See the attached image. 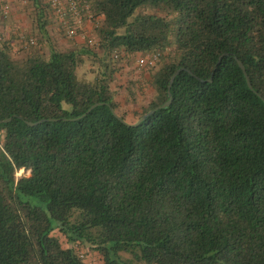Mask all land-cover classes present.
<instances>
[{"label": "trees", "instance_id": "1", "mask_svg": "<svg viewBox=\"0 0 264 264\" xmlns=\"http://www.w3.org/2000/svg\"><path fill=\"white\" fill-rule=\"evenodd\" d=\"M87 1L0 31V264H264V0Z\"/></svg>", "mask_w": 264, "mask_h": 264}, {"label": "built area", "instance_id": "2", "mask_svg": "<svg viewBox=\"0 0 264 264\" xmlns=\"http://www.w3.org/2000/svg\"><path fill=\"white\" fill-rule=\"evenodd\" d=\"M49 6L56 14L63 33L68 38L79 36L86 37V43L90 46L96 44V37L87 36L100 23L99 16L90 11V5L87 0H46ZM11 0H0V23L4 22L11 13ZM19 41L28 48L33 44V36L26 37L25 33H20ZM159 57V52L153 51L145 53L136 59L139 67L153 65Z\"/></svg>", "mask_w": 264, "mask_h": 264}, {"label": "rangeland", "instance_id": "3", "mask_svg": "<svg viewBox=\"0 0 264 264\" xmlns=\"http://www.w3.org/2000/svg\"><path fill=\"white\" fill-rule=\"evenodd\" d=\"M23 3L27 4V0H12L13 7L18 8L19 21L21 20V23H22V28L20 29V32H26V30L28 31L29 28H31L33 25H36V17H35L36 14L35 13L31 14V10L27 11V9L22 11L21 9H23V7H20V6H22ZM11 18H12V15L10 14L9 17L7 19H5L4 22L0 23V25L2 24V26H3V28H2L3 29V33L5 34L6 37H8L10 35L8 33H6V31H5V28H8V26L5 27V24L9 23V21H11ZM46 28H47L48 38H49V40L52 41L53 44H55V46H57L60 49H65L67 46H70L69 43H67L54 30L55 28H54L53 25L48 24V26ZM11 34H12V32H11ZM13 35H15V34H13ZM13 37L11 38V40H12L14 46H15L16 55L18 57H21V56L25 55V53L27 51V48H22V44L19 41V37H17V36H13ZM44 47H45V51H47V49H46L47 45L44 44ZM134 65H135V63H134ZM89 68H90V62H87L86 65L80 70V73L83 74V75L88 76L89 75L88 74L89 73V71H88ZM132 68H133V66L130 67V69H132ZM122 79H125V76H122ZM122 255L125 256V257L128 256V255H125V253L122 254Z\"/></svg>", "mask_w": 264, "mask_h": 264}, {"label": "water", "instance_id": "4", "mask_svg": "<svg viewBox=\"0 0 264 264\" xmlns=\"http://www.w3.org/2000/svg\"><path fill=\"white\" fill-rule=\"evenodd\" d=\"M221 58V57H220ZM220 60V59H219ZM237 64L239 65V67L242 69V71H243V74H244V76H245V79H246V82H247V84H248V86L250 87V88H252L253 89V87H252V84H251V82H250V80H249V77H248V73H247V71H246V68H245V66H244V64H243V62L240 60V59H238L237 60ZM181 69H183V67H179V68H177L173 73H172V75H171V77H170V83L172 82V80L174 79V77L176 76V74L181 70ZM170 86V85H169ZM257 94L260 96V94L257 92ZM261 97V96H260ZM262 98V97H261ZM171 99H172V95H171V93L169 92V97H168V99L166 100V102L165 103H163L162 105H160V106H158V107H155V108H153V109H151V110H149V111H147V112H145L133 125H138L139 123H141L147 116H149V115H151V113L154 111V110H156L157 108H163V107H166V105H168V104H170V102H171ZM263 101H264V99H263ZM100 103H103V102H101V101H97V102H94L92 105H90L82 114H81V116L80 117H83V116H85L95 105H97V104H100ZM118 117V116H117ZM118 118H120V117H118ZM11 120V118H9V119H6V120H4L5 122H8V121H10ZM43 120H45V119H39L38 121H29V123L30 124H36V123H38V122H40V121H43ZM1 122H3V121H0V123Z\"/></svg>", "mask_w": 264, "mask_h": 264}, {"label": "crops", "instance_id": "5", "mask_svg": "<svg viewBox=\"0 0 264 264\" xmlns=\"http://www.w3.org/2000/svg\"><path fill=\"white\" fill-rule=\"evenodd\" d=\"M11 7H12V18L9 23L5 24V27L8 26V28H5L6 33L10 34V31L15 34L14 30L22 28L21 20L19 21V14H18V8L13 7L12 0H11ZM20 8V7H19ZM3 26L0 25V31L3 32ZM77 41L80 40V38H76Z\"/></svg>", "mask_w": 264, "mask_h": 264}]
</instances>
